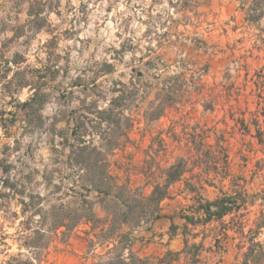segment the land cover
<instances>
[{
    "label": "rangeland",
    "instance_id": "1",
    "mask_svg": "<svg viewBox=\"0 0 264 264\" xmlns=\"http://www.w3.org/2000/svg\"><path fill=\"white\" fill-rule=\"evenodd\" d=\"M244 2L256 20L238 0H0V264H91L86 226L27 248L24 223L43 222L20 203L98 202L79 140L146 195L183 168L164 216L131 230L139 255L188 243L207 264L235 261L241 234L225 228L264 224V4ZM7 166L23 196L2 187ZM224 197L234 214L208 220L202 206Z\"/></svg>",
    "mask_w": 264,
    "mask_h": 264
},
{
    "label": "trees",
    "instance_id": "2",
    "mask_svg": "<svg viewBox=\"0 0 264 264\" xmlns=\"http://www.w3.org/2000/svg\"><path fill=\"white\" fill-rule=\"evenodd\" d=\"M238 1L241 2V8L246 11L250 21L258 18L256 15L258 7L253 9V4L246 8L247 3L244 0ZM262 3L264 4V0ZM87 143L79 140L77 145L73 146L72 154L79 156L77 164L80 165L81 172L93 171L88 189L96 193L98 202L77 194L73 202L64 201L60 205H51L46 211L43 207L32 210L30 202L20 199L24 214L32 213V219L40 216L43 222L37 227H31L30 222L24 223L25 233L29 232L24 235L25 246L42 251L51 245L58 234L61 233L67 239L79 227L86 226L87 258L91 259V264H171L179 260L182 253L191 254L190 264H207L200 255L203 245H198L195 253H192L191 249L196 245L188 250L187 243L181 252L168 251L161 258L141 256L134 249L136 238L131 230L142 225L151 226L164 216L162 203L170 198L171 186L182 178L183 168L181 170L179 165H172L167 170L164 181L156 183L152 192L146 195L139 188H132L129 182L122 183L120 177L110 170L107 154H101L98 147H92ZM94 154L97 156L94 157ZM2 173L4 174L2 187L14 197L23 196L24 193L18 190L17 183H13L8 175L9 166L2 170ZM234 204L230 198L224 197L216 202H208L202 206V210L207 214L208 220L224 221L226 216L234 214L236 208ZM234 225L236 226L230 224L225 228L226 231L237 230L241 234L237 244L239 254L232 264H264V240L260 239L259 233L264 224H257V229L251 228L248 232H245L244 227L236 229ZM125 228H129V231H125ZM36 235L39 237L36 238ZM41 240H46V244L43 245ZM22 264L34 263L24 261Z\"/></svg>",
    "mask_w": 264,
    "mask_h": 264
},
{
    "label": "crops",
    "instance_id": "3",
    "mask_svg": "<svg viewBox=\"0 0 264 264\" xmlns=\"http://www.w3.org/2000/svg\"><path fill=\"white\" fill-rule=\"evenodd\" d=\"M138 239H140V238H142L141 240H143V241H145L144 239H143V236H144V233L142 232V233H139L138 234ZM137 238V237H136ZM137 241H139V240H137ZM134 248H135V245H134ZM142 256H152L153 257V255L150 253H144V254H141ZM165 254H161V256L160 257H163ZM176 262V261H175Z\"/></svg>",
    "mask_w": 264,
    "mask_h": 264
}]
</instances>
